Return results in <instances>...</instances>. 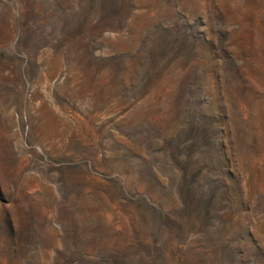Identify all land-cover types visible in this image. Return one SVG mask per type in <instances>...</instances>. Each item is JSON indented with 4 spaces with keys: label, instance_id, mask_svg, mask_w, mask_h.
I'll use <instances>...</instances> for the list:
<instances>
[{
    "label": "rangeland",
    "instance_id": "obj_1",
    "mask_svg": "<svg viewBox=\"0 0 264 264\" xmlns=\"http://www.w3.org/2000/svg\"><path fill=\"white\" fill-rule=\"evenodd\" d=\"M0 264H264V0H0Z\"/></svg>",
    "mask_w": 264,
    "mask_h": 264
}]
</instances>
